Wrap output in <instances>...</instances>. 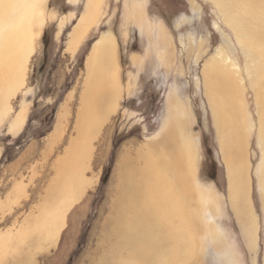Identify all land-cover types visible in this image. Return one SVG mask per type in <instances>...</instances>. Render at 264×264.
Here are the masks:
<instances>
[{
	"label": "rangeland",
	"instance_id": "374dc122",
	"mask_svg": "<svg viewBox=\"0 0 264 264\" xmlns=\"http://www.w3.org/2000/svg\"><path fill=\"white\" fill-rule=\"evenodd\" d=\"M241 2L264 35V0ZM104 34L117 66L99 84L88 61ZM246 43L214 0H0V264H123L109 260L108 222L128 178L154 165L160 198L175 193L173 205L185 206L164 172L175 115L192 146L194 187L169 264H264L261 76ZM212 80L228 85L219 98L240 140L233 173Z\"/></svg>",
	"mask_w": 264,
	"mask_h": 264
},
{
	"label": "bare ground",
	"instance_id": "6f19581e",
	"mask_svg": "<svg viewBox=\"0 0 264 264\" xmlns=\"http://www.w3.org/2000/svg\"><path fill=\"white\" fill-rule=\"evenodd\" d=\"M214 1L216 2V5L219 8L220 12L223 14L224 19L227 22L231 23V25L233 26L237 37H239L240 40L243 38L247 40V49L253 52L254 57L258 62L256 70L257 74L261 76V78L257 90V99L263 107V109L261 108V110L259 111L258 118L259 138L261 144L264 147V35L255 32L242 16L243 3L241 2V0ZM99 41L100 42L98 43L100 48H96L97 50H99V52L97 53V57L102 58L103 63L105 64L102 70L103 75L109 77L110 69L107 66L108 62L106 60V56H110L111 52L113 51L112 47L114 46V39H110L108 35H103ZM110 46L112 48L111 50ZM92 68L93 65L89 69ZM15 77L16 76H14V78ZM111 81L113 82V80ZM104 83L105 80H103L102 84ZM210 85L212 86V90L214 88L215 91V99L213 103L215 107L214 119L217 127L223 124V127H221L222 129L219 130L221 147L228 160V170H230V173H233V165L237 157V150H235L234 146L236 144L238 145V143H240V140L232 127V113L230 112L232 105L229 104V102H227L221 96V98H219V93L227 89L228 85L221 84L219 80H212L210 84H208V89L211 88ZM128 89L129 86L127 85L126 91H128ZM109 92L112 93V90L110 89ZM119 93L120 89H117L116 95L118 96ZM115 97L116 96H114V98ZM180 117L181 116L175 115V117H173L166 124V129L163 135V150L166 152V154L168 153L167 155L169 156V162L168 167L164 169V172L166 174L169 173V175L171 176L170 179L174 184L177 196L187 207L189 201L192 198V189L194 187H192L190 181V173L192 167V146L183 128L184 121ZM22 118L23 115L19 117L17 128L22 124ZM155 165V168H157L158 164ZM153 170L154 165L145 164V166L140 171H138L137 173H135L136 171L134 172L135 178H128V180H126V184L123 183L125 185L121 184L123 188L121 189L122 194H119L120 197L117 203L111 208L112 216L110 217L108 222L110 236H112L114 239L113 247L115 249L114 252L111 251L109 260H113L118 256L120 258H125L124 260L127 261H125L123 264H169L170 260L173 257L172 250L175 245L173 234L175 232L174 228L176 226L174 225L176 224L177 226H180V224L187 225L188 223H190L188 219L189 216L186 212L187 209L185 206H178L179 204L176 203L178 201L174 199L175 193L171 194L170 196L168 195L169 200L164 196L163 199L160 198L162 195L158 193L155 185L161 178L158 179ZM262 175L263 179L261 178V185H263L264 187V170L262 171ZM56 197L58 196L56 195ZM54 200H56V198H54ZM60 203H62L63 205V202ZM160 203H163L162 206L158 205ZM173 204L178 205L175 207ZM55 209L57 211V214L54 216L49 213L52 216L49 219V222L47 221L48 225L50 226L49 229H51L50 233H53V235H55V233L57 234V229L54 228L59 224L60 221V217L58 215L60 207L57 206L55 207ZM52 238L54 237L52 236ZM121 252L125 254L124 257H121Z\"/></svg>",
	"mask_w": 264,
	"mask_h": 264
},
{
	"label": "crops",
	"instance_id": "0c3cea01",
	"mask_svg": "<svg viewBox=\"0 0 264 264\" xmlns=\"http://www.w3.org/2000/svg\"><path fill=\"white\" fill-rule=\"evenodd\" d=\"M104 35H108V34H104ZM103 36V35H102ZM101 36V37H102ZM109 37H110V39L112 38V39H114V37L113 36H110V35H108ZM74 37H75V35L73 36V38L72 39H74ZM101 39V38H100ZM98 42H100V41H98ZM113 51L111 52V54H110V56H106L107 58H106V60H107V66H108V68L110 69V72H112V70H114L113 72V74H112V76L115 74V71H116V63H114L115 61H114V59H115V57H116V46H115V39H114V41H113ZM99 49L100 48V46H99V43L96 45V47L94 48V50H93V55H94V60H96V61H92V62H90L89 63V61H88V67L89 68H91L92 67V65H93V68L92 69H89L90 70V75L92 76V78H95L96 80H97V82L99 83L100 81H101V79H102V77H103V73H102V68H104L103 66H105V64L103 63V59L102 58H99V57H97V53L99 52V50H97V49ZM111 48V46H110V50L112 49ZM91 52V51H90ZM117 60V59H116ZM101 62V63H100ZM117 62V61H116ZM92 73H94V74H92Z\"/></svg>",
	"mask_w": 264,
	"mask_h": 264
}]
</instances>
